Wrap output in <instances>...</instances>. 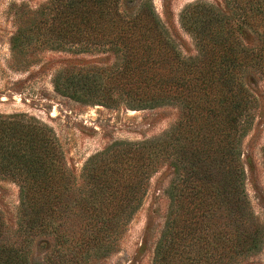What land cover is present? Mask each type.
I'll return each instance as SVG.
<instances>
[{
  "label": "trees",
  "instance_id": "1",
  "mask_svg": "<svg viewBox=\"0 0 264 264\" xmlns=\"http://www.w3.org/2000/svg\"><path fill=\"white\" fill-rule=\"evenodd\" d=\"M222 4L199 1L182 11L198 51L188 59L152 0H47L25 13L10 39L17 66L31 64L24 56L38 50L108 56L57 70L58 94L131 111L173 105L179 114L157 137L110 143L86 161L79 180L49 126L0 114V181L18 188L20 234L53 235L63 264L107 257L165 167L168 206L151 264H234L261 252L264 225L246 193L242 143L256 109L248 79L264 76V0ZM251 32L261 44L245 43ZM14 246L0 245V264H19Z\"/></svg>",
  "mask_w": 264,
  "mask_h": 264
},
{
  "label": "rangeland",
  "instance_id": "2",
  "mask_svg": "<svg viewBox=\"0 0 264 264\" xmlns=\"http://www.w3.org/2000/svg\"><path fill=\"white\" fill-rule=\"evenodd\" d=\"M46 1L0 0V114L23 113L49 126L63 150L67 169L79 180L82 167L91 156L114 141H141L163 134L177 122L179 110L173 105L141 111L85 105L54 90L52 78L57 70L90 62L107 63L106 55L38 50L24 56L30 66H17L10 39L25 13ZM199 1L223 5L222 0H152L170 39L185 59L196 57L198 51L193 37L182 28L180 15ZM243 39L247 44H261L263 40L253 32L245 33ZM253 75L247 87L256 99V109L251 129L243 139L242 162L251 209L264 225V76ZM169 178L165 167L150 178L144 202L119 238L116 251L107 257L92 258L87 264L152 263L168 206L164 191ZM18 206L17 186L0 181V245L14 244L19 264H63L67 255L64 251L56 253L53 235L26 237L18 232ZM234 264H264V246L260 253L240 257Z\"/></svg>",
  "mask_w": 264,
  "mask_h": 264
}]
</instances>
